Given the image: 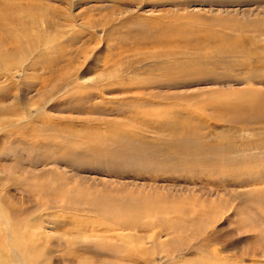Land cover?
Returning a JSON list of instances; mask_svg holds the SVG:
<instances>
[{
	"label": "rangeland",
	"instance_id": "rangeland-1",
	"mask_svg": "<svg viewBox=\"0 0 264 264\" xmlns=\"http://www.w3.org/2000/svg\"><path fill=\"white\" fill-rule=\"evenodd\" d=\"M0 264H264V0H0Z\"/></svg>",
	"mask_w": 264,
	"mask_h": 264
}]
</instances>
